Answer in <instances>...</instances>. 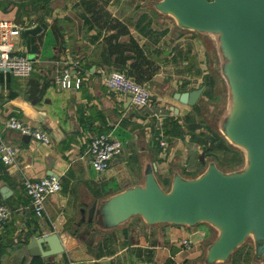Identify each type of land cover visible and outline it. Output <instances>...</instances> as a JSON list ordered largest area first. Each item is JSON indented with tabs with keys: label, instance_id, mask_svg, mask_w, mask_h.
<instances>
[{
	"label": "crops",
	"instance_id": "0c3cea01",
	"mask_svg": "<svg viewBox=\"0 0 264 264\" xmlns=\"http://www.w3.org/2000/svg\"><path fill=\"white\" fill-rule=\"evenodd\" d=\"M0 19L24 29L40 28L14 39L15 53L31 60L30 74L20 78L0 72V135L17 147L12 164L0 163V204L10 211L0 225V264H201L206 245L216 235L208 224L148 226L132 216L100 230L80 221L91 204L142 184L146 162L153 165L164 190L173 172L191 178L210 160L218 164L207 151L213 137L200 108L217 99L208 37L180 30L168 16L148 13L136 1L0 0ZM72 70L77 85L56 90L55 77L67 72L70 78ZM115 70L148 88L145 107H132L127 95L104 87L102 79ZM200 86L192 106L172 96ZM9 115L44 130L50 142L43 145L3 129L1 121ZM99 134L122 144L103 172L89 167L85 152L89 139ZM161 137L164 146L159 145ZM47 174L57 177L60 189L45 198L36 217L21 181ZM201 227L209 229H203V236L195 233ZM52 233L61 253L28 254L31 238ZM186 237L191 244L183 248L179 241ZM41 246L48 248L46 243ZM240 246L219 264H264L254 259L252 245L242 251Z\"/></svg>",
	"mask_w": 264,
	"mask_h": 264
},
{
	"label": "water",
	"instance_id": "95a60500",
	"mask_svg": "<svg viewBox=\"0 0 264 264\" xmlns=\"http://www.w3.org/2000/svg\"><path fill=\"white\" fill-rule=\"evenodd\" d=\"M152 8L171 18L180 30L215 36L218 75L228 95L227 110L219 117L217 129L230 146L242 149L243 164L222 171L209 161L193 178L173 172L164 190L153 165L146 162L142 184L126 186L91 204L80 223L100 230L114 228L132 216H139L148 226L205 223L216 235L206 245L201 264L227 261L246 238L251 239L254 259L264 260V0H159ZM39 30L35 26L20 30L19 35ZM74 73L70 72L69 88L75 87ZM201 91L200 86L172 96L192 106ZM27 248L31 256L63 251L54 233L31 238Z\"/></svg>",
	"mask_w": 264,
	"mask_h": 264
},
{
	"label": "built area",
	"instance_id": "2783aa9c",
	"mask_svg": "<svg viewBox=\"0 0 264 264\" xmlns=\"http://www.w3.org/2000/svg\"><path fill=\"white\" fill-rule=\"evenodd\" d=\"M22 26L14 24L7 20L0 19V72L10 73L14 77H27L32 70V63L24 55L15 53L14 39ZM67 72L56 76L53 83L56 90L68 88ZM75 80V86L77 85ZM102 84L110 92L125 94L130 98V104L137 109L147 105L150 97L148 88L127 77L121 71H111L103 79ZM3 129L11 130L19 135L28 136L30 139L46 145L50 142L48 134L41 129L31 127L23 123L17 116L9 115L1 121ZM159 145L164 146L163 137L159 139ZM122 144L119 139L110 137L109 134H99L91 137L86 147L89 167L95 172H103L109 161L121 153ZM17 153V147L5 142L0 135V163L7 166L14 162ZM22 191L28 198L29 208L32 214L40 217L43 212L44 200L48 195L59 191L60 183L57 177L47 175L39 179L23 178L21 181ZM10 216L7 206L0 204V225L5 223ZM200 236L205 233L203 230H197ZM191 244L189 237L182 238L179 245L188 248ZM156 264V263H141Z\"/></svg>",
	"mask_w": 264,
	"mask_h": 264
},
{
	"label": "rangeland",
	"instance_id": "374dc122",
	"mask_svg": "<svg viewBox=\"0 0 264 264\" xmlns=\"http://www.w3.org/2000/svg\"><path fill=\"white\" fill-rule=\"evenodd\" d=\"M126 3H131L134 1L137 3H141V6L143 8V10H145L146 12L150 13V12H155L154 9L152 8V4L158 2L159 0H122ZM133 5V4H132ZM128 4H124V7H128ZM156 13V12H155ZM204 36L208 37L209 39V56H210V66H209V70L210 73L214 76V78L216 79V88L213 89L215 91V93L217 94V99L215 102H206V103H201L200 104V108H201V116L203 117V119H205L204 123L207 125L208 129L212 132V136L218 134V136L220 135L218 129H217V125H218V120L219 117H221L227 110V106H228V95H227V91L226 88L224 86V83L222 82L221 78L218 75V60H217V55H216V50H215V36L212 34H203ZM215 130V131H212ZM214 132V133H213ZM221 136V135H220ZM232 147V146H231ZM229 147V154L231 153V151H233L234 149H237L239 153V157H240V161L237 163V165H239V167L242 166L243 164V151L242 149H238L235 147ZM238 167V168H239ZM200 225H203V223H201ZM202 228V227H201ZM207 230L209 231L208 228L205 229L202 228V230ZM213 236V235H212ZM211 234L209 239L212 238ZM208 239V240H209ZM251 246V239L250 238H246V240L244 241V243L240 246L239 250H243L247 247Z\"/></svg>",
	"mask_w": 264,
	"mask_h": 264
},
{
	"label": "trees",
	"instance_id": "16d2710c",
	"mask_svg": "<svg viewBox=\"0 0 264 264\" xmlns=\"http://www.w3.org/2000/svg\"><path fill=\"white\" fill-rule=\"evenodd\" d=\"M213 138L210 139V145L207 151L209 152L211 156L213 157L214 155L216 156L218 160V164L217 165L215 164V165L222 171H230V170L237 169L239 167L237 163L240 161L238 152L240 151H238L237 149H234L229 154V150H230L229 147L231 146L224 140V138L220 135L218 136V134L213 135ZM200 260H202V258ZM216 264H219V263H216Z\"/></svg>",
	"mask_w": 264,
	"mask_h": 264
}]
</instances>
